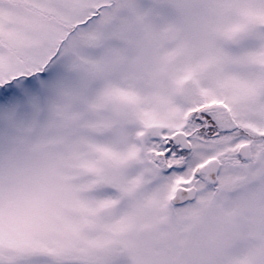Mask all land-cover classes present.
Listing matches in <instances>:
<instances>
[{"label": "snow or ice", "instance_id": "6c2138e0", "mask_svg": "<svg viewBox=\"0 0 264 264\" xmlns=\"http://www.w3.org/2000/svg\"><path fill=\"white\" fill-rule=\"evenodd\" d=\"M0 264H264V0H0Z\"/></svg>", "mask_w": 264, "mask_h": 264}]
</instances>
